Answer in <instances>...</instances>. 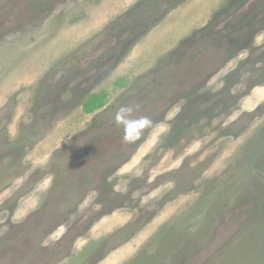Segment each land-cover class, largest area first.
<instances>
[{
  "label": "rangeland",
  "instance_id": "374dc122",
  "mask_svg": "<svg viewBox=\"0 0 264 264\" xmlns=\"http://www.w3.org/2000/svg\"><path fill=\"white\" fill-rule=\"evenodd\" d=\"M0 264H264V0H0Z\"/></svg>",
  "mask_w": 264,
  "mask_h": 264
},
{
  "label": "crops",
  "instance_id": "0c3cea01",
  "mask_svg": "<svg viewBox=\"0 0 264 264\" xmlns=\"http://www.w3.org/2000/svg\"><path fill=\"white\" fill-rule=\"evenodd\" d=\"M126 5V4H125ZM180 7V6H179ZM178 9V8H177ZM177 9H175L173 12H171L172 14L171 15H173L176 11H178ZM168 19H169V17H168ZM204 23L205 22H201V24L199 25V26H197V27H202L203 25H204ZM163 26V24L161 25V26H158V27H156V28H154L155 29V31L154 32H156V31H158L159 29H161V27ZM198 28V29H199ZM149 32V31H148ZM147 32V33H148ZM153 32V33H154ZM151 35L152 34H150L149 35V37L148 38H150L151 37ZM186 36V35H185ZM179 40V39H178ZM178 40L176 41V42H174L173 43V45H172V48H171V50L173 49V47L178 43ZM144 45H142V43L141 44H135V47H134V49H133V51L131 52V54H129V56H128V61H129V66H128V69L127 70H131V71H142V70H145L146 68H147V65L149 64V63H152V64H154V62H156L157 60H146L144 63H142V65L143 66H141V67H137V66H135V64H134V60H135V58L138 56V54H137V52H138V49L139 48H141V47H143ZM164 54H166V53H163L162 55H164ZM168 54V53H167ZM163 58V57H162ZM127 61V62H128ZM119 67H120V65L116 68V72H115V74L116 73H118V71H119ZM122 67V66H121ZM125 68V66H123L122 67V69H124ZM48 69H46V71L42 74H39V75H35V76H31V81L28 83V85L30 86V85H32V82H33V78H36V79H42V78H45V76H47V74H49V70L47 71ZM48 72V73H47ZM45 73H46V75H45ZM133 73V72H132ZM53 74V73H52ZM134 77H136V75H135V73L131 76V79L132 78H134ZM23 78V82H27V79H28V76L27 77H22ZM122 78V79H121ZM30 79V78H29ZM123 79H125V82H128V81H130V79L129 78H127V77H119V79H117L118 81H123ZM132 81V80H131ZM22 82V83H23ZM119 83H122V82H119ZM6 94H8V89H6V93H4V94H2V95H6ZM94 94H96V93H91V95H94ZM99 94V93H98ZM82 111L86 114V116L87 115H89V114H87L85 111H84V106H82Z\"/></svg>",
  "mask_w": 264,
  "mask_h": 264
},
{
  "label": "trees",
  "instance_id": "16d2710c",
  "mask_svg": "<svg viewBox=\"0 0 264 264\" xmlns=\"http://www.w3.org/2000/svg\"><path fill=\"white\" fill-rule=\"evenodd\" d=\"M103 93L91 95L84 104V111L87 114H92L97 110L102 109L105 105L102 102Z\"/></svg>",
  "mask_w": 264,
  "mask_h": 264
},
{
  "label": "clouds",
  "instance_id": "9594fccd",
  "mask_svg": "<svg viewBox=\"0 0 264 264\" xmlns=\"http://www.w3.org/2000/svg\"><path fill=\"white\" fill-rule=\"evenodd\" d=\"M126 111H127V109H125V108H121V109L119 110V112H118L117 115H116V121H117V123H120L121 118H122V115H123V113H125ZM125 139H127V136L125 137Z\"/></svg>",
  "mask_w": 264,
  "mask_h": 264
}]
</instances>
